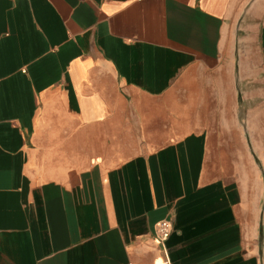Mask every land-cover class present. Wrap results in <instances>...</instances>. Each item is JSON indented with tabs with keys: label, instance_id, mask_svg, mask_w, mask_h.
<instances>
[{
	"label": "crops",
	"instance_id": "1",
	"mask_svg": "<svg viewBox=\"0 0 264 264\" xmlns=\"http://www.w3.org/2000/svg\"><path fill=\"white\" fill-rule=\"evenodd\" d=\"M0 264H264V0H0Z\"/></svg>",
	"mask_w": 264,
	"mask_h": 264
},
{
	"label": "built area",
	"instance_id": "2",
	"mask_svg": "<svg viewBox=\"0 0 264 264\" xmlns=\"http://www.w3.org/2000/svg\"><path fill=\"white\" fill-rule=\"evenodd\" d=\"M173 225L170 220H162L156 225V236L161 242H165L171 236Z\"/></svg>",
	"mask_w": 264,
	"mask_h": 264
}]
</instances>
